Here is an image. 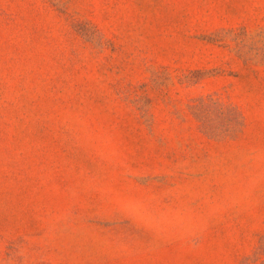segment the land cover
Returning a JSON list of instances; mask_svg holds the SVG:
<instances>
[{
	"label": "rangeland",
	"instance_id": "374dc122",
	"mask_svg": "<svg viewBox=\"0 0 264 264\" xmlns=\"http://www.w3.org/2000/svg\"><path fill=\"white\" fill-rule=\"evenodd\" d=\"M0 264H264V0H0Z\"/></svg>",
	"mask_w": 264,
	"mask_h": 264
}]
</instances>
